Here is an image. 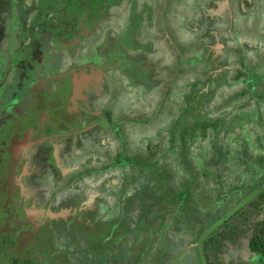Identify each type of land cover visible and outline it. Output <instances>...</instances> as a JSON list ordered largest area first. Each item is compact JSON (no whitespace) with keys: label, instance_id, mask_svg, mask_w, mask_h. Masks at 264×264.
<instances>
[{"label":"rangeland","instance_id":"1","mask_svg":"<svg viewBox=\"0 0 264 264\" xmlns=\"http://www.w3.org/2000/svg\"><path fill=\"white\" fill-rule=\"evenodd\" d=\"M189 1L0 0L1 96H6L8 92L3 91L8 87L10 90L11 81L16 83L18 68H35L42 71V76L50 77L69 69L68 77L98 73L102 74L98 79L106 78L105 91L108 89L110 96L106 106L111 105L112 111L106 107L95 114H105L111 123L109 132L97 138L108 140L110 136L111 142L99 148L95 145L91 152L85 151L87 157L82 154L78 158L82 162L90 160L72 173L83 175L78 176L82 178L81 186L62 185L57 199L79 196L75 189L79 193L85 188L89 195L77 206L61 205L54 215L68 219V214L77 212L82 217L85 210H98L92 217L104 218L107 229H101L106 230L107 245H102L100 239L101 246L95 247L98 253L95 251L91 259L100 256V248H106L103 264H143L158 252L155 244L167 241L173 247L176 236L183 238L184 262L177 254L170 255L169 262L202 264L196 242L213 226L218 229L213 239L202 245L207 264H264L262 260L254 263L255 254L248 249L254 225L264 219V198L260 197L253 209L245 204L231 222L230 218L224 222L239 208L242 199L264 184V154H253L264 150L257 137L262 131L260 124L264 125V93L260 95L258 91L264 90V0H244L248 1L242 5L245 12H239L234 20L237 10L233 7L237 5L230 4L234 0H228L225 11L219 4L222 0H201L200 15L188 23L182 18L194 19L183 14ZM257 9L259 15L254 19L251 16L258 14L254 12ZM149 44L154 45V53L143 50ZM35 49L39 59L34 61L31 52ZM35 53L37 56V50ZM8 67L13 68L11 75L3 77ZM219 73L216 81L231 85L217 92L219 99L210 106H200L199 98L190 99L192 85L199 89V84L206 85L209 75L214 78ZM238 73L249 84L237 80ZM110 77L114 81L111 86L107 84ZM254 82L255 89L250 86ZM15 100L11 97L12 103ZM190 110L194 114H189ZM186 118L207 121V125H198L197 136H188V124H183ZM230 124L232 130L226 127ZM192 146L198 148L199 154L205 148L209 150L202 165L210 159L214 167L223 171L219 177L225 179L214 174L206 176V183L213 185L205 191L199 188L200 170L195 165L189 171L179 169L184 154L192 160L187 154ZM85 148L90 151L88 143ZM78 159L68 163L70 169ZM27 168L36 174L41 171L35 164ZM0 171L7 175V186L11 188V166L2 163ZM76 178L72 182L77 183ZM42 182L37 179L34 184ZM103 184L105 189L100 186ZM195 192L200 194V201ZM45 193L42 199L48 195ZM102 199L107 200L105 204L100 203ZM9 212L10 209L0 214L1 225L9 221ZM236 222L237 228L233 227ZM89 226L93 229L94 223ZM164 228L167 232L161 236ZM60 233L66 234L64 229ZM83 238L84 243L91 239L88 234ZM77 240L73 238L65 244L57 238L54 251L57 245L56 252L65 255L69 264L72 260L74 264H91L89 256L82 252L83 242L78 237ZM73 250L75 256V252L71 254ZM173 252L178 253L176 248ZM3 255L6 254L0 255L1 260ZM41 256L46 253L41 252ZM85 256L88 263L82 262ZM14 259L11 256V262ZM7 260L5 256V264H9ZM57 262L65 264L62 259ZM42 263L48 261L44 259Z\"/></svg>","mask_w":264,"mask_h":264},{"label":"flooded vegetation","instance_id":"2","mask_svg":"<svg viewBox=\"0 0 264 264\" xmlns=\"http://www.w3.org/2000/svg\"><path fill=\"white\" fill-rule=\"evenodd\" d=\"M36 47L40 48L39 45ZM35 50H37V56ZM35 50L31 52L34 61L39 59L38 49ZM16 65L15 63L14 66ZM11 67H8L3 77L11 75L13 70ZM68 70L65 69L64 72L50 77L42 76V71L35 68L27 71L18 68L16 83L11 81L10 90L8 87L3 91V93L8 92L6 96L0 95V165L4 163L6 166H11V188L7 186V175L4 176L0 171V202H3V204L0 203V214L10 209L9 221L3 225L0 224V255L6 254L2 257L3 262L0 259V264H5V256H8L9 264H11V251L24 255L23 257L31 262L28 264H45L42 263L44 259L48 261V264H58L57 261H61V257L53 248L57 238L71 243L73 238L77 240L78 237L85 244L86 238H83L85 233L95 234V236L106 233L107 225L105 226L104 218L100 216L95 220L92 217L95 212H99L95 208L91 209V212H89L90 209L85 210L82 217L75 212L76 208L71 209L75 213L68 214L66 216L68 219L54 217L61 205L77 206L89 195L85 188L79 193L78 189H75L76 195L79 196H65L57 199V192L63 190L62 185H67L68 188L81 186L82 178L78 176L83 175L74 176L72 173L79 171L80 166L86 165L90 160L82 162L78 158H81L82 154L87 157L86 152L94 150L95 145L99 148L111 142L110 136L108 140L107 137L100 140L97 138L102 133L109 132L111 123L107 122L105 114H95L99 109L106 107L112 111L111 105L106 106L110 97L108 89L105 91L106 78L98 80L102 74L91 73L89 76H95L93 78L96 80L89 82L85 78L80 82V80H74V77L81 79L83 76L72 74L68 77L66 73ZM13 74L14 72L12 76ZM96 81L101 82L96 86H86ZM131 81L133 80L129 79V82ZM113 83L110 77L107 84L111 86ZM75 85L79 86L78 90H75V93H79V97L72 98ZM118 86L121 87L119 84ZM11 97L16 99L14 103L11 102ZM112 100L113 97H111ZM87 112L89 115L86 114ZM117 129L120 134V129ZM86 143L90 145V151L85 148ZM75 158L78 162L74 163L75 166L71 164L74 169H70L68 163ZM31 163L37 165L41 171L38 170L36 174L28 170L27 166L32 165ZM74 178L77 183L72 182ZM37 179L43 182L40 185L34 184ZM100 186L105 189L104 184ZM45 191L48 193L45 197L47 200L44 197L42 199V193ZM106 201L102 199L100 203L105 204ZM89 223H94L93 229ZM103 226H105L104 230L101 229ZM62 229L66 234L60 233ZM100 231L103 232L99 233ZM5 241H7L6 244ZM103 241L105 240L101 238V243ZM97 245H100L98 236L94 238L92 246L95 248ZM14 247L16 249L13 250ZM43 251L46 253L44 257L41 256ZM64 263L67 262L64 261Z\"/></svg>","mask_w":264,"mask_h":264},{"label":"trees","instance_id":"3","mask_svg":"<svg viewBox=\"0 0 264 264\" xmlns=\"http://www.w3.org/2000/svg\"><path fill=\"white\" fill-rule=\"evenodd\" d=\"M131 73H133V72H131ZM219 75H220V73L217 74L216 77H214V78L212 77V75H209L206 78L207 80L205 79L206 80L205 81L206 85H203L202 86V84L201 85L199 84L198 85L199 89H197L196 86L193 87V85H192L190 87L191 88L190 91L192 93L190 99L192 100L193 97L199 98L200 99V101H199L200 106L201 105L202 106L203 105H205V106L212 105L215 102V100H217V99L220 98V95H218L217 92L218 91L221 92V88L222 87H226L228 89L231 88V85H229L230 84L229 82L227 84V82L226 83H223V82H217L216 81L217 80L216 78L219 77ZM239 75L242 76L240 73H238V75H236L237 76V80H239V81H241L243 83H246L247 80L244 77H241L240 78ZM255 84H256L255 82L254 83H251L250 86H252L253 89H255ZM258 91H259V94L260 95H262L264 93V90H262V88H259ZM230 92L231 91H228V93H230ZM224 93L226 94V92H224ZM190 99L185 100V103L186 104L187 103L190 104ZM190 113H193L194 114V110L193 111L190 110L189 114ZM186 119H187V121L183 122V124H188V128H187V134H188V136H192V137L193 136H197L196 135V128H197V126L200 125L199 126L200 128L201 127L205 128V126L207 125V121H205V122H202V121L198 122L196 120H193V121L191 120L190 121L189 118H186ZM226 127L229 130H232L233 129V127L231 126V124L230 125H227ZM183 128H185V126ZM259 129L260 130L262 129V131H261V134L258 135L257 137L259 138V140L262 141V144H264V125L260 124V128ZM183 133H185V132L183 131ZM215 133H216V129H215ZM170 137H171V135H170ZM238 145L239 144H236V146H238ZM263 149H264V146H263ZM187 154H188V156L191 157L192 160L187 159L188 158L187 155L184 154V156H183V160L184 161L180 164L179 169L185 168V169H187L189 171V169H191L192 166L195 165L196 168L198 170H200L199 173H200V176L201 177H199V179H198V181H200V183H199V188L200 189L205 188L204 189V191H205L206 189H209V188L212 187L213 184L211 182L210 183H206L207 181H205L207 175L209 176V175L214 174V176L217 177V178L225 179L223 177H219V173H223V171H221L220 168L214 167L213 164L211 163L210 159L207 160L209 162H205V163H203V165L201 164L202 160L203 159L205 160L207 158V156L209 155V150L207 148H205L203 150V152L201 154H199L198 148L197 147L194 148V146H192V148L190 147V151ZM253 154H254L255 157L256 156H263L264 150H256V152L254 151ZM155 163H156V161H153V164H155ZM230 173L232 174V172H230ZM176 179H178V178H176ZM227 179H231V178H227ZM237 183H239V182L237 181ZM236 188H235V190H236ZM239 188L240 187H238V189ZM183 190L186 192L185 189H183ZM188 193H189V196H191L190 195L191 194V189L188 191ZM195 193H196V194H194L195 197L198 198L200 194L198 192H195ZM229 193H232L231 192V189H230ZM251 196L256 197L257 200H255L254 198H251ZM260 197H261V199L264 198V184L261 186V188L259 190L253 191L248 196H246L247 199H242L243 201L239 204V208L236 209V210H234L233 213L229 214L228 217L226 218V221H224V222H227L229 220V218H230V222H231L233 220L234 216L243 208V206L245 204H248L252 209H253V207H256L258 205V203H259V198ZM197 201H200L199 198H198ZM199 208H201L200 204H199ZM237 219L240 220V221L243 220V218L238 217V216H237ZM228 225H230V223ZM233 227L237 228L238 227V223L236 222V224H233ZM253 228L254 229H253V231L251 233L252 236L249 237V240H248V249L250 251L254 252V254L258 256L257 257V256L254 255V258H253V262L254 263H256L255 261L259 262L260 260H262V262L264 263V219L261 220L260 222L256 223ZM217 230L218 229H217L216 226H213L211 228L206 229L205 232L200 236V239L196 242L197 245H199V247H200L199 254H200V260H201V263L202 264H207V261H206V258H205V254H204L203 249H202V248H204V246L202 247V245H204V244L208 245L209 244V241L211 239H213V235L215 234V232ZM162 231L163 232H162L161 236L165 232H167V228H164ZM85 234H90V233H85ZM103 234L104 233H102V235L99 234V235H96V236H95V234L94 235L90 234V235H88V237L91 238L89 240V242H85V244H83L85 246V248H83V251L82 252H84L85 255H88L90 259H91L92 256L95 255L94 254L95 251L98 253V250L92 246L93 243L91 242V240H94V238L97 237V236L100 239L103 238L104 240H106L107 235L104 236ZM174 236H175V233H173V239H174ZM182 242H183L182 236H176L175 237V240L173 241L174 244H172L173 247L171 246V243L170 242H167V241H165L162 244H160L161 246L159 244H155V245H158L159 246L158 247V252L157 253H154V255L151 254V257L152 258L149 259V260H145L146 262L143 263V264H159L160 263L159 261H161V260L163 261L162 264H173L175 262H169L168 257H170V255H175V254L180 255V260L182 262H184L183 261V256L181 255L182 252H183L182 246H181V243ZM65 244H66V242H65ZM103 244H105V246H106L107 245V242L103 241L102 242V245ZM58 248L59 247H56L55 248V251ZM174 248L177 249L178 253L177 252H173V249ZM64 249L69 252V250L67 248H64ZM100 249H101V251H99L100 256H98L96 258H94L95 257L94 256L93 257L94 258L93 259L94 261L92 259L90 261L91 264H103L104 263L103 255H104V252H105L106 248H104V249L103 248H100ZM80 250L81 249H79V251ZM58 253H59V257H61V259L63 261H65L64 260L65 255H63L60 251H58ZM73 253H74V256H75V254H77L75 250H73L71 252V254H73ZM160 255L161 256H164L163 259H161V256ZM183 255H185V254H183ZM11 256H13L15 258L11 262V264H21V263L22 264H27V263H31V262H28V260H26V259L24 260L23 259L24 257H22L21 255H19V253L17 251H11ZM87 258H86V256H85L84 259L81 258L83 260L82 262H87L88 263L89 261H87ZM174 260L176 261L177 259H174ZM70 264H74V260H72V263H70Z\"/></svg>","mask_w":264,"mask_h":264},{"label":"crops","instance_id":"4","mask_svg":"<svg viewBox=\"0 0 264 264\" xmlns=\"http://www.w3.org/2000/svg\"><path fill=\"white\" fill-rule=\"evenodd\" d=\"M230 1V0H229ZM258 1V0H257ZM219 2V1H218ZM244 2H248V1H242V0H234V1H230V4L232 3V6H233V4L235 5H237L236 7L237 8H234L233 7V9L234 10H237V11H234V18H233V20L235 19V17H237V14H239V12L240 13H244L245 11H243V9H242V5L244 4ZM222 3H224V5H222ZM258 3V2H257ZM189 6H187L185 9H184V15H189V16H194V19H192L191 18V20H189L188 19V17L186 18V17H184L183 16V22H192L193 20H195L196 18H198L197 16H199L200 15V5H201V0H191V1H189ZM220 6H221V9L223 10V11H225L227 8H228V0H222V1H220ZM254 7H257V6H254ZM260 9H262V8H260ZM260 9H257L256 11H254L255 13H257L258 12V14H254V16H251L252 18H254V19H256V17H257V15H259V10ZM186 13V14H185ZM264 13V12H263ZM262 13V14H263ZM194 14V15H193ZM215 17H217V16H215ZM238 19V18H237ZM232 20V21H233ZM229 22H230V19H229ZM191 25V24H190ZM143 48V50H145V51H147L148 53H154V45L153 44H149L147 47H142ZM93 77H95V76H92V75H90V76H87L86 77V79L89 81V82H91V81H94V80H96V79H94ZM98 80H100V79H98ZM96 82H98V83H96ZM94 84H87V83H85V84H87L86 86H88V85H93V86H96L97 84H99L101 81H96ZM82 87H85V86H82Z\"/></svg>","mask_w":264,"mask_h":264},{"label":"water","instance_id":"5","mask_svg":"<svg viewBox=\"0 0 264 264\" xmlns=\"http://www.w3.org/2000/svg\"><path fill=\"white\" fill-rule=\"evenodd\" d=\"M86 78V76H83L81 79H78L76 76L74 77V80H84ZM75 84L77 83V82H74ZM75 90H76V88L74 89V94H72L73 96H72V98H77V97H79V94H77V93H75Z\"/></svg>","mask_w":264,"mask_h":264}]
</instances>
